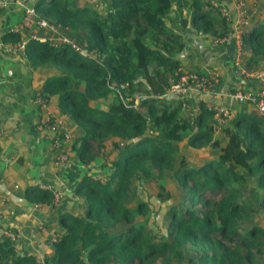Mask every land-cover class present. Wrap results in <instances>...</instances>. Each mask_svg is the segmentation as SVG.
<instances>
[{"label":"trees","instance_id":"16d2710c","mask_svg":"<svg viewBox=\"0 0 264 264\" xmlns=\"http://www.w3.org/2000/svg\"><path fill=\"white\" fill-rule=\"evenodd\" d=\"M31 6L87 51L32 39L24 48L29 66L48 72L40 94L56 97L59 114L74 128L77 136L66 146L85 165L108 156L99 152L104 143L113 156L104 179L84 174L75 185L82 214H59L62 228L49 254L39 260L20 253L2 234L0 264H264V226L254 220L264 211L263 119L253 110H235L223 128L225 144L211 142L216 157L191 166L178 144L208 143L211 113L201 108L190 124L179 103L161 97L175 78L176 54L183 47L181 35L166 23L170 13L179 18L188 10L195 32L221 36L227 22L220 10L209 0H102L82 6L75 0H35ZM31 31L45 33L37 26ZM19 37L5 31L1 39L13 43ZM240 45L246 69L260 64L264 14L248 20ZM139 92L145 96L134 104ZM153 173L172 182L169 190L160 183L156 193L162 202L172 199L164 235L148 227L152 208L137 196V184ZM24 194L34 202L52 200L51 191L38 186Z\"/></svg>","mask_w":264,"mask_h":264},{"label":"crops","instance_id":"0c3cea01","mask_svg":"<svg viewBox=\"0 0 264 264\" xmlns=\"http://www.w3.org/2000/svg\"><path fill=\"white\" fill-rule=\"evenodd\" d=\"M25 2L33 5L35 0ZM210 2L220 11H227L229 18L234 17L233 0ZM22 14L23 8L13 1L4 4L0 10V210L13 212L9 223H0V235L15 233L13 243L18 252L32 253L41 258L51 252L49 237L56 235L59 230L55 227L59 223V214H82V198L75 193V185L84 174L91 179H104L108 172L105 166L107 159H111L113 153L110 152V145L104 143L99 152H106L108 156L102 153L85 165L70 149L66 163L60 166L53 164L55 151L51 148V134L41 129L40 125L45 117H59L56 97L48 98L42 110L32 103L34 94L39 91L48 72L39 67H30L24 52L5 51L7 46L17 41L9 43L1 39L5 31H11L19 25ZM178 33L183 40V47L176 54L178 68L195 70L204 65L213 66L219 72L221 90L233 89L237 83L231 71V63L236 54L234 44L215 45L189 25L182 27ZM25 34L21 32L19 40ZM39 35H44V32L41 31ZM162 98L170 105L179 103L187 118L188 112H194L195 115L200 112L202 102L212 100L197 92L177 101L173 97ZM213 100L227 105L232 114L235 112L234 106H242L224 96H217ZM72 133L77 136L75 131ZM30 186L42 189L49 186L57 190L60 197L55 203L53 200L50 203L27 200L24 192Z\"/></svg>","mask_w":264,"mask_h":264},{"label":"built area","instance_id":"2783aa9c","mask_svg":"<svg viewBox=\"0 0 264 264\" xmlns=\"http://www.w3.org/2000/svg\"><path fill=\"white\" fill-rule=\"evenodd\" d=\"M15 4L23 8V14L20 19L19 25L14 27L12 32H26L27 35L17 41L14 45L7 46L5 51L8 53L24 52L25 44L27 40L32 39L39 42H57L70 44V46L76 50H79L82 54H87L85 49H81L76 45L75 41L70 39L67 34L58 25L51 24L45 19L38 18L36 12L31 5H27L25 0H12ZM90 3L100 5L102 0H88ZM6 1H0V4H5ZM234 17L229 18L227 11L221 10V14L224 16L225 21L232 27L231 31L224 32L221 36H215L212 42L215 45L229 44L232 42L236 48V54L231 63L232 75L237 79V83L231 90L223 91L219 87L220 77L218 70L213 66L204 65L200 69L180 70L176 69L174 72L175 78L170 82L169 86L161 97H173L176 100L182 99L193 92L205 94L212 100H205L200 104V109L204 108L211 113L213 134H216L225 124L226 120L232 114V110L224 104L215 102L213 98L224 96L227 97L232 103L247 105L260 116L264 121V68L258 69H246L241 61V55L243 51L240 45V35L243 28L247 25L245 11L241 0H233ZM33 26H37L45 29V35H37L31 31ZM120 89H124L125 86L120 84ZM120 96V92L116 90ZM151 96V95H150ZM139 99V98H138ZM136 100V98H135ZM135 102V101H134ZM32 103L42 110L47 104V100L37 91L33 98ZM136 104V103H134ZM196 115V114H195ZM194 112H188V121L191 124L194 120ZM68 124L61 117H45L41 122L40 128L51 134V148L55 151L53 164L55 166L63 165L68 160L69 149L66 146L75 137L70 133ZM46 190H50L52 193L53 202H57L60 193L57 190L51 189L49 186H45ZM12 211L0 210V223H9L8 221L12 217ZM7 237L14 240L15 233H7ZM55 240V234L49 237V241Z\"/></svg>","mask_w":264,"mask_h":264},{"label":"rangeland","instance_id":"374dc122","mask_svg":"<svg viewBox=\"0 0 264 264\" xmlns=\"http://www.w3.org/2000/svg\"><path fill=\"white\" fill-rule=\"evenodd\" d=\"M241 1L243 4V9L245 11V15H246L247 20L250 21L254 18L260 19L261 16H263V14H264L263 0H241ZM75 2L78 6H82V5H85L89 1L88 0H75ZM212 2H210L211 5H212ZM220 13H221V11H220ZM171 14H172L171 19L167 20V24L170 27H172L174 31H177V33L182 27H185L188 25L190 26L189 11L188 10L181 12V15L179 18L175 16L176 13L175 14L171 13ZM226 25L227 26H225L224 32L231 31L232 27H230L227 23H226ZM45 34L46 33H44V36H47ZM200 35H203V34H200ZM205 36L210 41H212L213 38H215L216 34L214 35V34L208 33ZM76 45H78V44L76 43ZM79 47L81 49H84L81 46H79ZM242 60L244 61V58ZM261 67H264V58L260 62V64L256 65L253 68H261ZM148 70L150 72L152 71L151 68H149ZM144 96H145V94H143L141 92L134 93V101H135L134 103L138 102V98H141ZM135 98H136V100H135ZM242 108L243 109L246 108L247 110H252L251 107H248L246 105L234 106L235 110L242 109ZM58 116L62 117V115H58ZM231 117H232V115L226 120L224 126L222 127V129L220 130L219 133L213 134L210 136L208 143H206V144H199V143L189 144L186 141V139H184L183 141H181L178 144L180 152L182 154H184L189 165L199 166L203 163L204 159H206L208 157H216V155L218 154V148L212 147L211 142L213 140H217L218 143L225 144L226 136L223 133V128L229 125V121H230ZM63 120L66 121L64 118H63ZM209 122H210V120H209ZM211 123H212V121H211ZM67 126H68L70 133L73 134L72 133V132H74L73 126H71L70 124ZM162 178L164 180H162ZM162 178L161 177L157 178L154 173L152 176L143 178L137 184V196L139 198H141L142 200H145L146 202H148L149 206L152 208V212L150 213L149 218H148V227H150L153 231L158 232V234L164 235L165 234V224H166L165 211H166L167 206L169 204H171L172 199H169L167 201L162 202L158 199V197L156 196V193L162 191V188L159 187L160 183L165 187L166 190H169L172 188V182L167 176H164ZM254 220H256L260 225L264 226V211L260 210L259 212H257L256 215L254 216ZM55 227H57V229H61L62 224L57 223V224H55ZM263 258H264V256H263ZM158 259L159 258H157V261L159 262ZM39 260H42V257L39 258Z\"/></svg>","mask_w":264,"mask_h":264}]
</instances>
